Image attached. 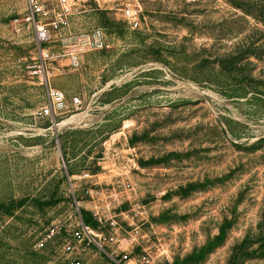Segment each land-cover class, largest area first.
<instances>
[{"label": "rangeland", "instance_id": "obj_1", "mask_svg": "<svg viewBox=\"0 0 264 264\" xmlns=\"http://www.w3.org/2000/svg\"><path fill=\"white\" fill-rule=\"evenodd\" d=\"M25 12L0 0V264H112L63 251L78 216L154 264H264V0H82L44 61ZM95 27L109 48L57 56Z\"/></svg>", "mask_w": 264, "mask_h": 264}, {"label": "built area", "instance_id": "obj_2", "mask_svg": "<svg viewBox=\"0 0 264 264\" xmlns=\"http://www.w3.org/2000/svg\"><path fill=\"white\" fill-rule=\"evenodd\" d=\"M82 0H25L26 12L23 20L33 32V41L41 60L50 58L51 54L45 46L53 37L61 34L70 36L68 16L78 9ZM139 14V7L136 3L126 4L122 8V15L131 23L136 22ZM65 37V36H64ZM62 39L61 52L57 56L64 58L67 65L76 68L79 65L80 57L90 51H99L109 48V43L104 33L98 27L91 28L85 32L75 34L72 41L66 42ZM44 68V62L42 66ZM50 99L49 105H44L39 110L41 116H52L55 111L63 109V93L56 89H48ZM80 100L77 96L71 98V104H77ZM79 215V214H78ZM72 225L67 224L63 231L66 237L62 243V249L68 255L71 253L80 254L79 246H89L104 254L112 264H154L149 253L143 250L136 256H130V251L123 250L116 253L110 249L116 243L113 235L94 233L87 225L80 220ZM61 226L47 228L41 237L36 241L35 246L42 248L51 240L55 233H58ZM136 233V232H135ZM70 264H80L76 258L68 260Z\"/></svg>", "mask_w": 264, "mask_h": 264}]
</instances>
